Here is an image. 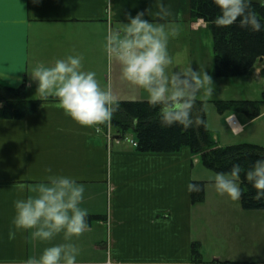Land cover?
Here are the masks:
<instances>
[{"label": "crops", "instance_id": "crops-1", "mask_svg": "<svg viewBox=\"0 0 264 264\" xmlns=\"http://www.w3.org/2000/svg\"><path fill=\"white\" fill-rule=\"evenodd\" d=\"M158 2L0 0V85L26 84L28 97L40 99L32 69L39 64L51 67L57 59L73 55L82 57L83 70L95 72L102 88L111 85L117 101L148 100L143 89L122 78L115 61L109 63L106 37L109 30L122 31L129 16L138 12L150 9L144 19L156 22L152 13L158 10ZM162 2L172 13L169 22L188 24L193 32L208 29L203 20H192L190 0ZM176 58L177 71L185 70ZM262 66L260 62L253 68L256 77L264 75ZM235 116L240 131L225 118L234 137L254 121L243 123ZM131 140L135 138L130 133L122 138L116 134L108 141L105 131L80 126L52 99L22 119L0 118V264L39 258L46 247L65 243L79 249L76 264H194V241L201 244L204 262L219 259L246 264L215 242L216 249L206 257L200 221L209 217H201L207 187L202 202H194L188 191L195 181L210 187L194 176L200 156L187 147L175 153H141ZM216 140L221 146L234 142ZM46 168L52 172L46 173ZM53 174L72 177L85 187L80 207L88 212L90 231L79 238L66 241L61 233L51 241H41L33 239L30 231L15 229L14 202L34 195L30 189ZM20 184L25 186L23 192L18 191ZM240 207L236 212L247 215ZM10 232H15L14 239L9 238Z\"/></svg>", "mask_w": 264, "mask_h": 264}, {"label": "clouds", "instance_id": "clouds-1", "mask_svg": "<svg viewBox=\"0 0 264 264\" xmlns=\"http://www.w3.org/2000/svg\"><path fill=\"white\" fill-rule=\"evenodd\" d=\"M213 3L220 10L215 20L218 27L227 28L238 22L242 29L264 31V25L251 10V0H213ZM157 9L152 13L156 22L144 19L149 9L138 12L135 17L129 16L122 31L109 30L106 37L108 61L120 66L124 80L148 94L149 105L159 110L162 127L187 130L194 125L205 126L200 116L193 117V109L201 93L205 97L213 95V79L205 70H193L191 66L169 72L173 60L168 53V41L178 36L180 29L168 21L172 13L162 0ZM31 78L38 84L40 100H57L64 113L80 126L110 123L119 108L111 85L102 88L95 72L84 71L81 56L57 59L51 67L39 64L32 69ZM44 171L51 173L52 169ZM242 172L244 168L234 164L230 172L217 173L214 177L216 191L232 201L240 200L243 193L237 182ZM245 176L256 191L254 200L264 198V159L257 160ZM45 180L30 189L34 195L14 202L15 229L30 231L33 239L41 241H51L61 233L67 241L90 231L88 212L80 207L84 185L72 177L55 174L46 176ZM24 190L25 186L20 184L18 191ZM188 191L199 193L201 188L190 183ZM9 238L14 239L15 232H10ZM78 255L79 249L73 244H58L46 247L39 258L29 257L20 264H76Z\"/></svg>", "mask_w": 264, "mask_h": 264}, {"label": "trees", "instance_id": "trees-1", "mask_svg": "<svg viewBox=\"0 0 264 264\" xmlns=\"http://www.w3.org/2000/svg\"><path fill=\"white\" fill-rule=\"evenodd\" d=\"M192 20H203L214 39L215 75L219 78L241 77L248 75L258 64L263 63L264 74V31L253 32L249 28H240L237 24L231 27H218L215 24L220 10L213 0H190ZM251 10L264 25V2L251 0ZM262 60V61H261ZM26 84L19 87L0 85V118L22 119L35 113L44 102L28 97ZM55 100L53 98H50ZM114 113L110 126L114 136L126 137L132 134L141 153H175L189 148L193 155H199L202 164L216 173L230 172L234 164H239L245 172L257 161L264 159V146L254 143H238L221 146L213 132L208 128L205 103L197 99L193 117L200 116L205 126L194 125L183 130L180 127H162L159 122L158 108L149 105L148 100H121ZM221 115L225 118L243 114L250 120H256L264 106L263 100H219L216 102ZM108 123L102 124L106 132ZM97 130V129H96ZM133 144V143H132ZM245 172L240 175L242 208L248 211L264 210V198L254 200L256 195L252 184L247 181ZM201 188L199 193L191 192L194 202L205 198V183L195 181ZM90 218L87 217V222ZM201 244L194 241L192 251L194 264H236L219 259L204 262L201 255Z\"/></svg>", "mask_w": 264, "mask_h": 264}, {"label": "rangeland", "instance_id": "rangeland-1", "mask_svg": "<svg viewBox=\"0 0 264 264\" xmlns=\"http://www.w3.org/2000/svg\"><path fill=\"white\" fill-rule=\"evenodd\" d=\"M264 2V0H262ZM176 25L175 23H173ZM180 31L176 37H170L168 41V53L170 57H178L177 61L184 64L185 68L191 66L193 70H204L213 79V95L205 97L203 93L198 97L205 103L208 128L213 132L220 143L234 140L232 144L254 143L264 146V106L260 116L248 124L245 131L233 136L225 123V117L217 109L216 102L219 100H263L264 98V75L256 77V69L249 75L241 77L219 78L215 75L214 39L209 29H201L193 32L189 25L181 23L176 25ZM174 60L169 72L177 71ZM132 97V96H128ZM136 97V96H134ZM130 99V98H129ZM241 122H247L248 118L243 114H237ZM194 176L208 182L206 204H202L201 217L207 220L200 221V233L206 241V257L216 247L230 249L233 257L244 259L249 264H264V210L246 211L240 215L241 202L232 201L227 195L220 199L215 189V171L207 169L202 162L194 164ZM240 186V182H237ZM221 205V206H219ZM203 221V222H202ZM205 257V258H206ZM247 262H245L247 264Z\"/></svg>", "mask_w": 264, "mask_h": 264}, {"label": "built area", "instance_id": "built-area-1", "mask_svg": "<svg viewBox=\"0 0 264 264\" xmlns=\"http://www.w3.org/2000/svg\"><path fill=\"white\" fill-rule=\"evenodd\" d=\"M228 122L230 124V126L235 130L237 129V131H240L242 129V127L240 126L239 124V121L237 119L236 116L232 115L228 118ZM96 129L97 131H102V125H98L96 126ZM106 130V137L108 139V141H112L113 140V137H114V133L112 132V129H111V126H110V123H108L107 125V128L105 129ZM131 142L136 145L137 143L133 140H131Z\"/></svg>", "mask_w": 264, "mask_h": 264}, {"label": "water", "instance_id": "water-1", "mask_svg": "<svg viewBox=\"0 0 264 264\" xmlns=\"http://www.w3.org/2000/svg\"><path fill=\"white\" fill-rule=\"evenodd\" d=\"M262 61V60H261Z\"/></svg>", "mask_w": 264, "mask_h": 264}]
</instances>
